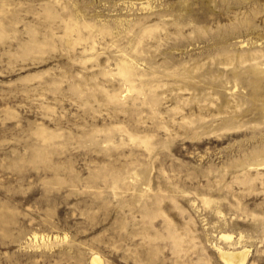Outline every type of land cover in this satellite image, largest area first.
<instances>
[{"label":"rangeland","instance_id":"rangeland-1","mask_svg":"<svg viewBox=\"0 0 264 264\" xmlns=\"http://www.w3.org/2000/svg\"><path fill=\"white\" fill-rule=\"evenodd\" d=\"M220 247L264 264V0H0V264Z\"/></svg>","mask_w":264,"mask_h":264},{"label":"bare ground","instance_id":"bare-ground-1","mask_svg":"<svg viewBox=\"0 0 264 264\" xmlns=\"http://www.w3.org/2000/svg\"><path fill=\"white\" fill-rule=\"evenodd\" d=\"M221 239L231 240V235L224 234L222 235ZM219 251L221 254V259L223 260V262H225V264H245L249 255V250L246 247H242L241 251L240 250L236 251L234 249L224 251L220 247ZM92 264H102V263L100 258L95 256L93 258Z\"/></svg>","mask_w":264,"mask_h":264}]
</instances>
